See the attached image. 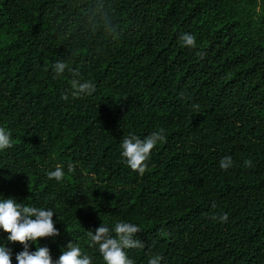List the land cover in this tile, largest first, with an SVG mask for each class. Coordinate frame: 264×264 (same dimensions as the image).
Here are the masks:
<instances>
[{
  "label": "trees",
  "instance_id": "1",
  "mask_svg": "<svg viewBox=\"0 0 264 264\" xmlns=\"http://www.w3.org/2000/svg\"><path fill=\"white\" fill-rule=\"evenodd\" d=\"M0 127V200L53 210L60 234L29 242L53 264L70 242L106 264L89 231L121 221L133 264H264V0H0ZM156 131L133 171L122 139Z\"/></svg>",
  "mask_w": 264,
  "mask_h": 264
},
{
  "label": "clouds",
  "instance_id": "2",
  "mask_svg": "<svg viewBox=\"0 0 264 264\" xmlns=\"http://www.w3.org/2000/svg\"><path fill=\"white\" fill-rule=\"evenodd\" d=\"M105 28L108 32L114 33L116 30L111 23L106 21ZM183 44L187 47H194L196 37L190 33H183L180 37ZM67 64L63 61H57L54 65V71L57 76L64 73ZM72 95L79 96L81 94H92L95 92V85L90 81L81 82L76 79L80 75L78 70L73 71ZM67 99V96L64 97ZM164 136L162 132H152L144 139L134 134L125 136L121 141L122 157L125 158L127 165L133 171L143 174L147 168L151 150L158 141H162ZM12 147L11 134L4 128L0 127V149ZM232 158L226 156L221 159L220 167L227 170L232 166ZM251 166V161L246 162ZM71 170V168H70ZM49 178H55L60 181L64 178V172L57 167L49 173ZM54 212L51 209L44 210L33 206H25L17 203L15 198L9 197L0 200V229L8 233L7 239L13 243L23 245V251L16 254L17 264H53L50 250L45 246H38L36 251H30L29 242L36 243L41 238L58 236L59 230L55 226L53 220ZM221 222L227 221V214L219 217ZM114 231L115 236L111 234ZM141 229L138 225L129 222H118L114 229L103 223L93 233L90 232L91 240L99 246V252L106 264H133L128 258L125 249L144 247V243L137 238L136 233ZM162 257L155 256L150 258L148 264H160ZM0 264H12L11 250L6 246L0 245ZM55 264H92L91 258L82 256L80 247L70 242L66 250L62 252Z\"/></svg>",
  "mask_w": 264,
  "mask_h": 264
}]
</instances>
